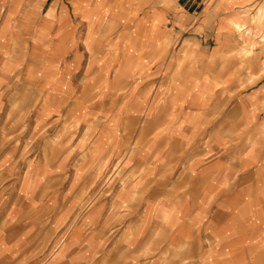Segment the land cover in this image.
I'll list each match as a JSON object with an SVG mask.
<instances>
[{
    "label": "rangeland",
    "instance_id": "1",
    "mask_svg": "<svg viewBox=\"0 0 264 264\" xmlns=\"http://www.w3.org/2000/svg\"><path fill=\"white\" fill-rule=\"evenodd\" d=\"M213 1L203 0L201 5L211 6ZM177 4V0H0V197H11V192H16L24 183L27 192L31 190L27 195L30 199L27 200L30 202H27V229L37 255L42 246H54L53 241L59 236V240L64 239L69 233L71 227L66 223L71 218L66 220L61 231L55 228L52 216L57 198L61 193L70 192L74 183L81 194L77 220H83L84 210L92 206L97 207L101 218L104 210L113 218L124 215V219L134 220L136 225L130 229L138 230L143 246H148L144 249V260L160 254L168 236L173 234L170 228L153 225L147 218L141 219V205L135 208L123 203L124 206L119 207L112 200L117 186L130 180L123 177L127 170L124 167L127 164L123 163L125 157L137 151L146 153L151 144V141L141 143L153 128L145 124L151 121V115L146 112L152 106L177 107V102L167 98L168 76L173 69L168 66L169 50L177 53L178 72L183 68L184 59L190 60L193 55L181 47L190 31L185 35L177 33V37L166 34L165 28L173 23ZM204 16L205 11L198 8L197 21L207 22L208 26L217 21L218 25L230 21L234 27L233 34L226 37L233 48L229 52L235 57L228 55L226 65L220 68L219 78L227 80L221 91L224 97L208 99V105L217 103L226 110L239 107L240 112L255 107L260 122L264 97H243L264 81V0L239 3L222 11L211 9L205 20ZM159 29L166 32L165 38L167 36L160 44L163 48L157 45ZM260 60L262 69L255 75V65ZM151 78L154 83H144ZM151 91L153 95L160 91L161 95H157L162 97L152 99ZM237 91L243 98L240 106L232 97ZM164 94L167 97L163 98ZM131 106L140 114H131L136 120L125 114V108ZM240 119L242 121V115ZM114 122H117V130L112 128ZM232 133L237 146L231 148L238 154L234 157L236 164L231 167L229 163L225 167L230 177L223 180V190L231 188L234 182L241 184L248 180L253 168L238 166L248 144L256 141L254 149L264 158V129L255 132L241 125ZM216 155L209 153L208 159ZM231 173L237 177L232 179ZM92 174L93 177H89ZM2 204L0 212H4ZM215 204L212 200L209 207L215 209ZM240 205L233 210L236 212L234 223L216 229L228 238H232L235 231L244 235L235 242L229 240L233 251L230 248L227 251H232V255L241 250L240 243L248 241L249 233L244 234L241 226L251 212L247 208L238 210ZM17 209L22 215V202L17 204ZM227 214L210 209L206 217L216 215L226 220ZM159 216L168 225L174 224L175 215L168 211H160ZM255 218L262 220L264 211H256ZM192 223L186 230L179 231L181 236L190 234L189 238H196L205 233L203 226H199L200 221L192 220ZM97 224V229L103 228ZM121 228L107 229L108 242L119 235ZM258 236L251 242L252 255L255 264H264V236ZM205 237L211 241V236ZM190 244L196 245L195 242ZM198 254L186 260L180 257L175 264H202Z\"/></svg>",
    "mask_w": 264,
    "mask_h": 264
},
{
    "label": "crops",
    "instance_id": "2",
    "mask_svg": "<svg viewBox=\"0 0 264 264\" xmlns=\"http://www.w3.org/2000/svg\"><path fill=\"white\" fill-rule=\"evenodd\" d=\"M252 1L255 0H214L213 5L202 7L203 0H177L173 23H169L168 28H165L167 33L160 29L157 31L156 40L159 41L157 45L161 48L163 47L160 44H163L162 42L167 38L164 36L165 33L170 36L174 34L177 37V33L185 35L186 31H190L185 35L181 47L189 54L193 52V55L190 60L184 59L183 68L178 72L177 53L169 50L168 66L173 69L170 71L172 74L168 76V97L164 94L163 98L174 100L177 102V107L152 106L146 112L151 115V121L145 124L153 128L149 130V134L143 141L141 140V143L151 141V144L146 153L137 151L125 157L123 163L127 164L124 165L127 170L123 177L130 180L121 182L117 186L112 201L119 207L124 206L123 203H128L129 207L141 205V219L147 218L153 225L170 228L174 235L168 236L167 244L161 247L160 254L144 260V249L148 246H143L142 236L138 230L130 229L131 226L136 225L135 221L124 219V215L113 218L107 211L102 210L101 218L97 214V207L92 206L84 210L86 213L83 220H77L81 194L74 183L70 192L61 193V197L57 198L54 203L56 210L52 216L55 228L61 231L66 220L71 218L66 223L71 227L69 233L64 239L59 240V236L56 241H53L54 246L47 244L42 246L40 254L37 255L33 250L30 230L27 229V202L30 203L27 201L30 200L27 199V195L31 194V190L27 192V184L24 183L17 189V193L14 192L15 190L11 192V197L5 199L0 197V204L5 205L4 212H0L2 215L0 217V264H175L180 257L183 260L191 259L198 253L202 264H255L251 242L259 237L258 234L264 236V218L262 220L255 218L256 211H264V158L259 150L254 149L257 147L256 141L248 144L247 151L242 153V158L239 159L240 168L246 166L249 170L253 168L248 174V180L241 184L234 182L231 188L226 190H223V180L230 177L227 172L229 170L225 167L229 163L231 167L233 163L236 164L234 157L238 154L236 149L231 148L237 146L233 142L236 138L232 132L241 125H247L249 130L255 132L264 129V113H260L263 115L261 117L263 120L259 122V114L255 107L240 112L239 107L226 110L217 103L208 105V99L224 97L221 91L224 88L223 83L227 80L219 78L222 74L220 68L226 65L225 60L228 55L235 57L229 52L233 51V48L226 37L227 34H233L234 27H231L230 21H226L225 25H218L219 21H217V24L208 26L207 22L196 20L198 8L202 12L205 11L203 17L205 20L208 10L222 11L227 7L238 6L239 3ZM168 39L171 40L170 37ZM262 64L260 60L259 64L255 65V75L262 69ZM152 80L151 78V81H144V83H154ZM238 80L234 81L240 82ZM152 93L154 92L151 91L152 99L162 97L158 96L161 95L160 91L154 95ZM235 93L232 97L237 99L238 106H240V99L243 98L260 99L264 97V81L263 84L259 82L257 86L248 90L243 98L239 96L240 91ZM135 111L133 106L125 108V114L128 116L140 115L138 111ZM132 117L136 120L134 116ZM111 124L112 128L115 127L117 130L115 126L117 122ZM140 133L141 128L137 134L140 136ZM226 146L230 148L228 151L224 149ZM209 153L212 155L217 153V155L209 160ZM127 159L128 162H126ZM141 167L142 169L139 170ZM235 176L231 173L232 179ZM89 177H93V174ZM16 195L19 198H16ZM212 200L216 203L215 209L209 207ZM20 202L24 208V210L21 209L22 215L17 209V204ZM238 204H241L238 210L247 208L251 212L245 217V222L241 226L244 227V234L245 232L249 234L248 241H244L247 245L243 246L244 242L240 243L241 250L233 252L232 255L233 246L228 245L229 240L235 242L244 238V235L235 231L232 238H228L218 233L216 229L235 220L236 212L233 213V210ZM210 209L226 211L228 213L226 220L217 218L216 215L207 218ZM165 210L175 215L176 220L173 218L172 226L165 223L159 216L160 211L165 212ZM191 219L200 221L199 226L201 228L203 226L205 231L203 235L198 234L196 238H189L190 234L181 236L182 229L186 230V227L193 224ZM124 221L128 223L124 224ZM96 224L103 228L97 229ZM108 226L110 230L117 226L123 227L119 230V235L111 242L107 240ZM166 231L169 232L167 229ZM205 235L211 236V241L208 242ZM191 242H195L196 245L192 246ZM183 248L186 250L182 252ZM227 248L232 251H227ZM102 249H104L103 252ZM179 253L183 255L179 256Z\"/></svg>",
    "mask_w": 264,
    "mask_h": 264
},
{
    "label": "bare ground",
    "instance_id": "3",
    "mask_svg": "<svg viewBox=\"0 0 264 264\" xmlns=\"http://www.w3.org/2000/svg\"><path fill=\"white\" fill-rule=\"evenodd\" d=\"M105 14H107V13H105Z\"/></svg>",
    "mask_w": 264,
    "mask_h": 264
}]
</instances>
